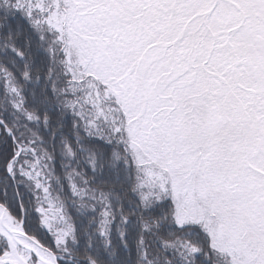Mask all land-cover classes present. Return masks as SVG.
I'll return each mask as SVG.
<instances>
[{"label":"snow or ice","instance_id":"1","mask_svg":"<svg viewBox=\"0 0 264 264\" xmlns=\"http://www.w3.org/2000/svg\"><path fill=\"white\" fill-rule=\"evenodd\" d=\"M0 264H264V0H0Z\"/></svg>","mask_w":264,"mask_h":264}]
</instances>
